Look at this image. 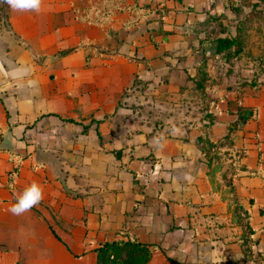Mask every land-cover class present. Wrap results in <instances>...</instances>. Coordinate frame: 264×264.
Wrapping results in <instances>:
<instances>
[{
	"label": "crops",
	"instance_id": "0c3cea01",
	"mask_svg": "<svg viewBox=\"0 0 264 264\" xmlns=\"http://www.w3.org/2000/svg\"><path fill=\"white\" fill-rule=\"evenodd\" d=\"M218 2L43 0L36 13L0 0V264H97L103 244L129 239L160 247L148 264H255L239 241L243 215L254 255L264 254V81L243 95L239 107L253 117L233 134L235 152L245 151L234 194L249 203L238 211L198 151L199 133L165 139L166 131L135 132L112 118L130 112L117 103L143 65L127 58L165 62L179 48L164 38L176 43L187 24L223 9ZM155 8L158 26L142 13L159 16ZM32 182L43 201L11 214Z\"/></svg>",
	"mask_w": 264,
	"mask_h": 264
},
{
	"label": "rangeland",
	"instance_id": "374dc122",
	"mask_svg": "<svg viewBox=\"0 0 264 264\" xmlns=\"http://www.w3.org/2000/svg\"><path fill=\"white\" fill-rule=\"evenodd\" d=\"M221 2L215 7L222 6ZM137 9L134 6L133 10ZM142 13L147 15L148 24L156 21L158 26L163 21L159 13V16ZM134 21L130 26H135ZM222 36H240L245 54L229 60L217 56L212 40ZM164 40L169 46L179 48L177 53H166L165 62L151 65L145 58L135 60L128 56L129 64L137 61L143 64V68L141 66L139 75L133 73V84L125 89L123 99L117 103L116 111L125 108L130 112L122 114L119 119L115 115L112 118H116L120 126H130L135 132L148 128L155 133L166 131L160 133L165 139H184L197 132L196 141L202 138L206 143L216 142L226 133V127L235 121L236 110H242L239 105H242L243 95L246 94V98L255 95V88L249 83L264 81V0H225L223 9L216 10L204 22L187 24L176 43L167 37ZM203 40L210 41L208 46L201 45ZM105 43L110 46L107 53H113L114 43L111 40ZM204 56H207L208 77L205 91H200L188 77L195 73L194 65ZM134 75L144 77L146 82L138 79L134 82ZM233 94H239L238 100L229 102L230 107H227V102L235 98ZM208 156L211 157L209 172L219 189L224 191L225 199L230 200L235 209L240 207L239 201L249 205L247 198L241 201L234 194V175L240 170L242 151H211ZM245 220L243 215L240 223L246 233Z\"/></svg>",
	"mask_w": 264,
	"mask_h": 264
},
{
	"label": "trees",
	"instance_id": "16d2710c",
	"mask_svg": "<svg viewBox=\"0 0 264 264\" xmlns=\"http://www.w3.org/2000/svg\"><path fill=\"white\" fill-rule=\"evenodd\" d=\"M177 1H181V0H177ZM146 8L148 9L149 7L147 6ZM155 12L160 13L162 16L163 10L161 11L156 10ZM212 42L215 46L214 47L215 54L217 56L221 55L225 57L227 60L245 54L244 41L240 36H235L233 38L222 36L221 38H217V39L214 38ZM207 43H210V41L203 40L201 42V45L206 47L208 46ZM206 61H207V56L202 57V60L199 61L195 66L197 75L195 77L188 78V80L191 81L200 91H205L206 88L205 83L208 77L206 74L207 72ZM136 80L137 79H135L134 82H136ZM261 85H264V83ZM261 85L256 83L250 84V86L253 89L254 88L258 89L260 88ZM252 117H253V112L249 110L247 111L241 110L238 114L237 121L228 127L227 134L223 138L217 140L216 142H208V143H206L201 138L196 142V147L198 151L201 153L202 156H204V158L207 159L206 164L209 169L211 168V157L209 159L208 154L211 151H221L225 153L234 152L235 139L233 137V134L235 133L236 130H238L240 125L246 124L247 121ZM67 122L74 123L73 121H67ZM84 129L86 132V128ZM99 138H101L100 135ZM205 143L208 145L207 148H205L206 146ZM111 153L115 156L117 160L121 159L122 153L120 151H112ZM242 154L243 156L245 155L244 150ZM17 174H18V168H15L12 171L11 176L17 177ZM133 175H134V184L138 185V182L136 181V174ZM245 229L247 232L243 233L239 241L241 243V248L243 250V254L246 258V261L254 262L255 264H264V254L259 253L257 255H254L253 253L254 231L251 229L248 223H246ZM159 250L160 247L158 246L146 245L140 243L137 240L129 239L128 241L116 240L113 242H107L103 244L100 248H98L95 252L97 254V264H148L153 256V253ZM173 263L177 264L176 262Z\"/></svg>",
	"mask_w": 264,
	"mask_h": 264
},
{
	"label": "clouds",
	"instance_id": "9594fccd",
	"mask_svg": "<svg viewBox=\"0 0 264 264\" xmlns=\"http://www.w3.org/2000/svg\"><path fill=\"white\" fill-rule=\"evenodd\" d=\"M3 2L14 12L39 13L43 5V0H3ZM43 199V188L38 183L32 182L16 197L15 203L9 207L8 211L15 216L24 215L38 206Z\"/></svg>",
	"mask_w": 264,
	"mask_h": 264
}]
</instances>
